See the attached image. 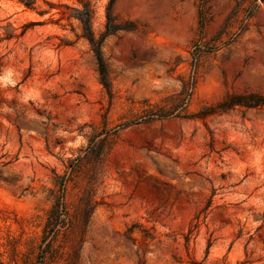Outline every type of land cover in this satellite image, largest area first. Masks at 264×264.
<instances>
[{
	"label": "rangeland",
	"instance_id": "1",
	"mask_svg": "<svg viewBox=\"0 0 264 264\" xmlns=\"http://www.w3.org/2000/svg\"><path fill=\"white\" fill-rule=\"evenodd\" d=\"M0 264H264V0H0Z\"/></svg>",
	"mask_w": 264,
	"mask_h": 264
},
{
	"label": "trees",
	"instance_id": "2",
	"mask_svg": "<svg viewBox=\"0 0 264 264\" xmlns=\"http://www.w3.org/2000/svg\"><path fill=\"white\" fill-rule=\"evenodd\" d=\"M21 1L25 2L27 6H31L35 0H21ZM90 39L92 41L94 40L93 37H90ZM96 53H97V56H98V60H99V64L101 66V69H102V71H105L106 63H105V60L103 58V55H102L100 47H98L96 49Z\"/></svg>",
	"mask_w": 264,
	"mask_h": 264
}]
</instances>
